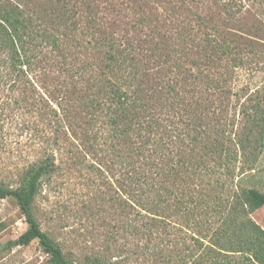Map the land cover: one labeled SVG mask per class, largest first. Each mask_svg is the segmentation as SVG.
<instances>
[{
	"label": "rangeland",
	"instance_id": "374dc122",
	"mask_svg": "<svg viewBox=\"0 0 264 264\" xmlns=\"http://www.w3.org/2000/svg\"><path fill=\"white\" fill-rule=\"evenodd\" d=\"M8 1L28 10H71L80 27H115L121 22L115 27L120 33V27L137 23L138 13L144 12L148 26L134 38L144 37L149 26L163 35L165 45L158 62L162 72L171 78V69L176 71L177 86L184 96L185 90L194 95L195 91L209 88L207 94L204 92L208 111L193 124L208 129L205 142L213 150L215 146L216 151H226L231 160L221 166L218 153L206 158L204 162L211 173L199 188L214 187L225 199H231L235 190L244 187L264 192V0ZM66 53L71 71L61 70L55 58L52 65L28 74L34 84V80L45 82L46 88L35 85V90L28 86L26 91L22 87L10 91L0 79V181L16 187L24 171L54 149L57 167L41 179L33 211L41 229L61 246L67 258L79 264L96 256L104 264H180L181 255L198 249L190 246L188 252L186 246L192 244L191 240L181 242L180 228L185 221L176 214L172 196L166 195L165 217L151 235L133 234L132 228L143 230L148 219L134 216L128 203L130 195L119 191L118 180L124 178V171L118 164H109L114 161L112 155L87 152L93 150L83 147L82 136L70 138L66 123L59 119L61 108L50 101L53 98L48 99L65 95V87L71 85L81 89L79 95L91 93L85 91L87 84L76 72L80 63L90 58H84L77 48ZM205 55L210 57L209 63H205ZM172 58H177L179 68L170 65ZM149 66L154 70L157 67ZM198 71L200 75L208 74L209 82H204V77L193 79ZM185 75L187 79L183 80ZM190 101L182 103V108ZM72 104L68 101L72 114L81 121L84 110L78 107V101ZM50 107H56L58 116ZM186 110H180L179 132H183L188 119ZM99 124L100 120L93 129ZM102 134L105 136V131ZM194 148L196 155L202 151L200 144L195 143ZM192 160L190 166L195 167L199 160L197 156ZM227 171L234 176L225 178ZM170 181L165 180V186ZM250 216L264 229V207L255 209ZM25 228L15 201L0 198V264H52L37 240L5 248V243L17 238Z\"/></svg>",
	"mask_w": 264,
	"mask_h": 264
},
{
	"label": "trees",
	"instance_id": "16d2710c",
	"mask_svg": "<svg viewBox=\"0 0 264 264\" xmlns=\"http://www.w3.org/2000/svg\"><path fill=\"white\" fill-rule=\"evenodd\" d=\"M51 10L45 7L28 10L8 0L0 2L1 84L10 91L18 87L23 91L28 86L34 90L35 85L44 87L45 82L34 80V84L28 74L52 65L55 58L61 70L71 71L66 52L72 48L81 50L84 58L90 59L82 61L76 72L87 84L85 91L91 93L79 95L81 89L71 85L64 89L65 99L62 96L48 99L53 98L50 101L61 108L59 119L66 123L70 138L76 140V136H82L83 147L93 150L87 152H100L104 157L112 155L114 161L109 164H118L124 171L118 189L130 195L128 203L134 216L148 219L143 230L133 227L132 233L151 235L165 217L166 195L172 196V202L177 205L176 214L185 221L180 228L181 242L191 240L192 244L186 246L188 252L190 246L198 249L181 255L180 264H264V229L250 216L255 209L264 207V192L244 187L235 190L231 199H225L214 187L198 186L211 173L205 165L206 158L218 153L221 166L231 160L226 151H216L215 146L213 150L205 142L208 129L193 124L200 122L208 111L204 101L209 88L193 92L195 99L189 90L184 91V96L177 86L176 71L171 69V78L162 72L158 62L165 45L163 35L149 26L144 37L134 38L148 26L144 12L138 13L137 23L120 27V33L115 27L121 22L115 27H80L73 20L71 10L61 7ZM206 58L205 63H209L210 57ZM150 64L157 66L156 69ZM170 65L179 68L177 58H172ZM200 73L193 79L204 77L202 80L209 82L208 74ZM186 79L185 75L183 80ZM187 94L192 101L182 108V103H188ZM68 101L71 106L78 101L84 119L80 121L72 114ZM50 108L58 116L56 107ZM185 109L188 119L183 132H179L180 110ZM99 120V127L94 130ZM195 143L202 149L198 155L194 151ZM53 151L28 167L16 187L0 181V198L11 197L26 223L23 232L4 246H23L37 240L52 264H79L67 258L61 246L41 229L33 211L41 179L57 167ZM194 156L199 161L191 167ZM223 175L234 176L228 171ZM169 179L170 185L165 186L164 181ZM85 264L104 263L96 256Z\"/></svg>",
	"mask_w": 264,
	"mask_h": 264
}]
</instances>
